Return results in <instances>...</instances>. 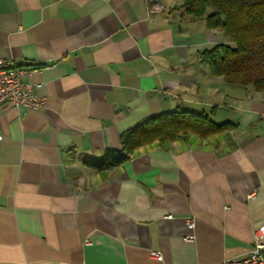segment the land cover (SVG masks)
I'll return each instance as SVG.
<instances>
[{"label":"crops","instance_id":"0c3cea01","mask_svg":"<svg viewBox=\"0 0 264 264\" xmlns=\"http://www.w3.org/2000/svg\"><path fill=\"white\" fill-rule=\"evenodd\" d=\"M179 7L0 0V58L31 70L26 81L47 99L0 115V264H220L248 254L264 225V93L213 74L199 53L225 40ZM177 109L236 125L154 140L106 170L84 164Z\"/></svg>","mask_w":264,"mask_h":264},{"label":"trees","instance_id":"16d2710c","mask_svg":"<svg viewBox=\"0 0 264 264\" xmlns=\"http://www.w3.org/2000/svg\"><path fill=\"white\" fill-rule=\"evenodd\" d=\"M179 9L182 20L204 19L210 29L222 31L234 43L222 41L200 51L201 61L214 75L264 93V0H184ZM235 125L218 123L205 112L177 109L141 122L123 134L120 148L107 149L99 158L86 156L84 164L106 170L131 159L138 147L154 140L187 134L204 138Z\"/></svg>","mask_w":264,"mask_h":264},{"label":"built area","instance_id":"2783aa9c","mask_svg":"<svg viewBox=\"0 0 264 264\" xmlns=\"http://www.w3.org/2000/svg\"><path fill=\"white\" fill-rule=\"evenodd\" d=\"M30 74L31 70L17 66L13 60L0 58V115L5 104L33 109L46 106V97L35 93L34 85L26 81ZM189 226H195L193 218L189 220ZM151 255L159 260L163 259L160 251L152 250ZM220 264H264V225L255 231L254 244L246 256L230 258Z\"/></svg>","mask_w":264,"mask_h":264},{"label":"rangeland","instance_id":"374dc122","mask_svg":"<svg viewBox=\"0 0 264 264\" xmlns=\"http://www.w3.org/2000/svg\"><path fill=\"white\" fill-rule=\"evenodd\" d=\"M176 3H177V5L182 6L184 3V0H176ZM200 20H204V19H200ZM214 31L217 32V34H219L220 37H223V39L225 41L231 42L226 35H225L226 38L224 37V35H222V34H224V33H222V31H220V30H214ZM231 43L234 44L233 42H231ZM250 87L254 90V88L251 85H250Z\"/></svg>","mask_w":264,"mask_h":264}]
</instances>
